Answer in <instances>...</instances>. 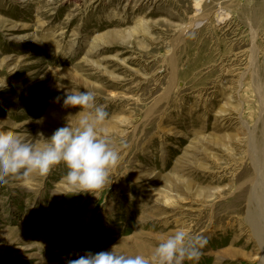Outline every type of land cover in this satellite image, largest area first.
Instances as JSON below:
<instances>
[{
    "label": "rangeland",
    "instance_id": "obj_1",
    "mask_svg": "<svg viewBox=\"0 0 264 264\" xmlns=\"http://www.w3.org/2000/svg\"><path fill=\"white\" fill-rule=\"evenodd\" d=\"M66 90L119 159L93 193L63 163L9 177L0 264L150 256L180 228L208 240L185 264H264V0H0V131L43 147L76 125Z\"/></svg>",
    "mask_w": 264,
    "mask_h": 264
},
{
    "label": "clouds",
    "instance_id": "obj_2",
    "mask_svg": "<svg viewBox=\"0 0 264 264\" xmlns=\"http://www.w3.org/2000/svg\"><path fill=\"white\" fill-rule=\"evenodd\" d=\"M54 99H63L65 108L81 109L74 116L78 117L76 125L68 122L59 127L45 139L43 147L0 131V185L7 183L9 177L24 179L33 173L46 174L54 165L63 163L68 169L64 181L69 188L92 193L102 189L109 180L110 168L119 159L118 150L102 128L109 113L96 103L91 91L66 90L63 97ZM207 243L203 234L193 235L180 228L162 239L150 256L114 250L86 251L76 259H67L66 264H185L186 260L197 259Z\"/></svg>",
    "mask_w": 264,
    "mask_h": 264
},
{
    "label": "bare ground",
    "instance_id": "obj_3",
    "mask_svg": "<svg viewBox=\"0 0 264 264\" xmlns=\"http://www.w3.org/2000/svg\"><path fill=\"white\" fill-rule=\"evenodd\" d=\"M222 10H220V11H218L217 12V14H216V19H217V21H219V22H222V20H223V15H222ZM222 32V31H221ZM202 53V52H201ZM151 252V251H150Z\"/></svg>",
    "mask_w": 264,
    "mask_h": 264
}]
</instances>
